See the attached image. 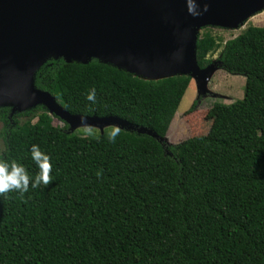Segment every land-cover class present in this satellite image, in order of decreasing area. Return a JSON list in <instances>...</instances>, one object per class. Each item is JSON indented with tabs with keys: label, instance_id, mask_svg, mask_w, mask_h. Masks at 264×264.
<instances>
[{
	"label": "trees",
	"instance_id": "1",
	"mask_svg": "<svg viewBox=\"0 0 264 264\" xmlns=\"http://www.w3.org/2000/svg\"><path fill=\"white\" fill-rule=\"evenodd\" d=\"M217 51L220 69L244 77L243 97L216 103L208 133L176 145L164 138L190 77L145 81L95 60L46 61L34 87L69 114L115 117L157 139L120 130L109 141L113 127L82 137L54 127L41 106L0 108V158L34 177L37 144L54 177L0 196V264H264V27L225 43L198 35L199 68ZM92 87L95 104L85 99Z\"/></svg>",
	"mask_w": 264,
	"mask_h": 264
},
{
	"label": "water",
	"instance_id": "2",
	"mask_svg": "<svg viewBox=\"0 0 264 264\" xmlns=\"http://www.w3.org/2000/svg\"><path fill=\"white\" fill-rule=\"evenodd\" d=\"M208 10L188 13L185 0H0V108L11 114L43 107L73 132L119 126L157 139L152 131L115 117L71 115L57 98L34 87L48 60L100 64L145 81L190 77L199 96L218 62L197 65L198 33L237 30L264 10V0H199Z\"/></svg>",
	"mask_w": 264,
	"mask_h": 264
},
{
	"label": "rangeland",
	"instance_id": "3",
	"mask_svg": "<svg viewBox=\"0 0 264 264\" xmlns=\"http://www.w3.org/2000/svg\"><path fill=\"white\" fill-rule=\"evenodd\" d=\"M264 27V10L254 15L237 30L224 29L219 27H207L209 30L201 29L199 35L209 31L212 35L221 38L225 43L237 37L248 26ZM219 51L210 56L213 62H218L217 58ZM245 79L242 76L230 75L219 68L217 64L216 70L212 73L207 85L206 93L199 96L198 89L194 81H191L179 107L174 116L169 129L164 138V142L168 145H176L192 137L204 136L208 133L211 124L215 117L214 105L216 103L230 104L236 100L242 99L243 87ZM57 98V97H56ZM58 102H61L57 98ZM193 104L195 107L192 108ZM52 118V125L54 127H64V123L54 117ZM29 117L23 116L18 118L20 123L28 120ZM36 122V118L32 123ZM2 122L0 120V131ZM107 128V127H106ZM105 129V128H104ZM99 132L97 127H80L73 131L74 134L87 137L91 134ZM3 141L0 138V155L3 152Z\"/></svg>",
	"mask_w": 264,
	"mask_h": 264
},
{
	"label": "clouds",
	"instance_id": "4",
	"mask_svg": "<svg viewBox=\"0 0 264 264\" xmlns=\"http://www.w3.org/2000/svg\"><path fill=\"white\" fill-rule=\"evenodd\" d=\"M185 4L188 13L194 17L208 10L207 4L204 3L201 6L199 0H185ZM85 99L92 104L97 102L96 89L94 87L88 90L85 94ZM119 132V126H114L108 135L109 141H115ZM30 153L32 160L39 168V172L34 177L29 176L26 168L22 164L0 158V196L13 191L18 192L22 196L29 190V186L35 189L41 185L47 186L50 181L54 180V177L50 175L53 167L50 156L41 151L37 144L31 145Z\"/></svg>",
	"mask_w": 264,
	"mask_h": 264
},
{
	"label": "flooded vegetation",
	"instance_id": "5",
	"mask_svg": "<svg viewBox=\"0 0 264 264\" xmlns=\"http://www.w3.org/2000/svg\"><path fill=\"white\" fill-rule=\"evenodd\" d=\"M11 115H13V114H11ZM2 128V127H1Z\"/></svg>",
	"mask_w": 264,
	"mask_h": 264
}]
</instances>
